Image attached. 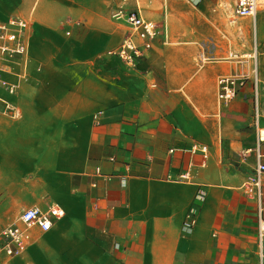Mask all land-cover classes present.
<instances>
[{
  "label": "crops",
  "instance_id": "1",
  "mask_svg": "<svg viewBox=\"0 0 264 264\" xmlns=\"http://www.w3.org/2000/svg\"><path fill=\"white\" fill-rule=\"evenodd\" d=\"M234 5L0 0V21L29 24L26 66L0 67V217L64 212L0 264H264V175L259 194L245 186L257 151L264 163L260 54L257 120L251 82L218 99L248 64L198 62L208 40L219 58L252 54L225 47ZM121 9L160 27L134 68L107 55L129 33Z\"/></svg>",
  "mask_w": 264,
  "mask_h": 264
},
{
  "label": "built area",
  "instance_id": "2",
  "mask_svg": "<svg viewBox=\"0 0 264 264\" xmlns=\"http://www.w3.org/2000/svg\"><path fill=\"white\" fill-rule=\"evenodd\" d=\"M258 12V0H235L233 16L238 19H255ZM117 21H124L129 26V33L122 43L113 50L107 52L120 60L126 66L134 68L136 62L144 56V52L151 49L153 42L160 36V27L158 24L143 19L138 11L118 10L113 14ZM29 27L28 22L18 18L11 17L6 22L0 21V67L21 65L26 66L28 58L29 45L26 38V31ZM162 29V28H161ZM216 44L211 40L201 44V51L198 54L199 63H208L213 61H231L242 65L248 64L247 72L237 75L222 76L217 80L218 99L223 102L233 101L238 92L244 86L251 82L252 95L255 105V117L257 120L258 94L257 86V50H252L249 56H243L238 53H230L226 58L216 57L214 50ZM0 85L8 87L9 92H13V87L2 78L0 69ZM263 130V132H262ZM257 130V144L264 142V128ZM203 154V165L206 161V147H199ZM262 154L257 151L256 164L252 177L246 182L245 186L253 193H260V182L264 175V163L261 161ZM183 180L188 179L187 174L180 176ZM64 215L63 210L58 206H50L47 210L41 211L38 208H29L22 211L16 219V222L0 229V258H10L20 254L31 240L30 230L34 227L41 231H48L55 220ZM192 225V220L184 224L186 227Z\"/></svg>",
  "mask_w": 264,
  "mask_h": 264
},
{
  "label": "rangeland",
  "instance_id": "3",
  "mask_svg": "<svg viewBox=\"0 0 264 264\" xmlns=\"http://www.w3.org/2000/svg\"><path fill=\"white\" fill-rule=\"evenodd\" d=\"M262 3V4H261ZM261 4V5H260ZM259 5L261 6L259 8ZM230 17H233L231 13L228 14ZM256 19L258 20V36L256 39V30H255V23L248 26V24L245 26V19H240V24H242V27H238L237 30H242V33H236L229 31L228 38H226V48L227 50H241V52H248L253 50L255 47L258 50V53L260 54V69H261V80L260 83L263 86L264 90V0H258V12L256 15ZM231 24H233V27L236 28L235 21H230ZM228 28V23L225 22L224 24ZM244 26V27H243ZM230 36V37H229ZM200 65V64H199ZM241 98V97H239ZM238 98V99H239ZM262 102V107L264 109V97ZM1 216V215H0ZM19 214H15L10 220H6V216L3 219L0 217V229L8 226L10 224H13L16 222L17 217Z\"/></svg>",
  "mask_w": 264,
  "mask_h": 264
},
{
  "label": "bare ground",
  "instance_id": "4",
  "mask_svg": "<svg viewBox=\"0 0 264 264\" xmlns=\"http://www.w3.org/2000/svg\"><path fill=\"white\" fill-rule=\"evenodd\" d=\"M262 4V3H261ZM260 4V5H261ZM258 20L256 19V23H255V25H256V38H257V36H258V33H259V31H258V22H257ZM258 94V93H257ZM262 132H263V130H262Z\"/></svg>",
  "mask_w": 264,
  "mask_h": 264
}]
</instances>
